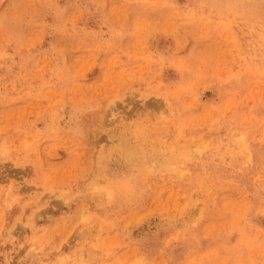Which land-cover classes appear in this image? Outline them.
<instances>
[{
	"label": "rangeland",
	"instance_id": "obj_1",
	"mask_svg": "<svg viewBox=\"0 0 264 264\" xmlns=\"http://www.w3.org/2000/svg\"><path fill=\"white\" fill-rule=\"evenodd\" d=\"M0 264H264V0H0Z\"/></svg>",
	"mask_w": 264,
	"mask_h": 264
}]
</instances>
